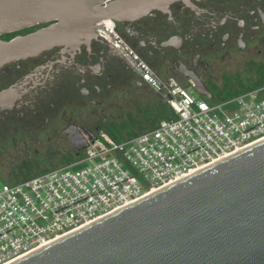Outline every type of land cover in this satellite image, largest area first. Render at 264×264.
<instances>
[{
  "label": "water",
  "instance_id": "95a60500",
  "mask_svg": "<svg viewBox=\"0 0 264 264\" xmlns=\"http://www.w3.org/2000/svg\"><path fill=\"white\" fill-rule=\"evenodd\" d=\"M178 2L193 7L192 0H0V69L55 47L90 44L99 29L112 36L99 25L105 20L131 26L155 11L170 14ZM187 75L200 95L213 98ZM66 134L77 153L97 139L76 127ZM12 264H264V142Z\"/></svg>",
  "mask_w": 264,
  "mask_h": 264
},
{
  "label": "built area",
  "instance_id": "2783aa9c",
  "mask_svg": "<svg viewBox=\"0 0 264 264\" xmlns=\"http://www.w3.org/2000/svg\"><path fill=\"white\" fill-rule=\"evenodd\" d=\"M99 25L162 84L160 88L110 34L97 30L144 85L162 94L175 116L123 141L98 133L75 161L31 179L2 184L0 178V264L19 260L264 140V86L210 105L194 87L163 79L110 20Z\"/></svg>",
  "mask_w": 264,
  "mask_h": 264
},
{
  "label": "flooded vegetation",
  "instance_id": "af4514ba",
  "mask_svg": "<svg viewBox=\"0 0 264 264\" xmlns=\"http://www.w3.org/2000/svg\"><path fill=\"white\" fill-rule=\"evenodd\" d=\"M192 4L178 2L170 14L155 11L131 26L110 21L151 67L165 69L167 77L195 88L193 77L187 75L192 74L214 99V90H225L231 82L233 66L264 55V0H192ZM49 25L1 39L10 41ZM120 54L97 32L90 44L55 47L2 67L0 141L21 146L27 138L63 134L69 143L66 132L72 127L97 135L101 113L88 108L103 106L118 92L148 88L140 85L138 73Z\"/></svg>",
  "mask_w": 264,
  "mask_h": 264
},
{
  "label": "rangeland",
  "instance_id": "374dc122",
  "mask_svg": "<svg viewBox=\"0 0 264 264\" xmlns=\"http://www.w3.org/2000/svg\"><path fill=\"white\" fill-rule=\"evenodd\" d=\"M152 68L163 79L167 78L165 69ZM229 74L232 80L227 88L214 90V100L206 99L210 105L218 104L230 98V95L237 96L258 84L264 85V55L252 63L233 66ZM164 110L170 111L162 94L150 88L135 90L131 94L118 92L103 106L88 108V112L101 113L97 133L109 134L117 141L154 129L159 122L168 119ZM26 140L21 146L0 141V177L4 179L2 184H15L31 179L72 163L77 157L76 151L63 134L59 136L45 134Z\"/></svg>",
  "mask_w": 264,
  "mask_h": 264
},
{
  "label": "bare ground",
  "instance_id": "6f19581e",
  "mask_svg": "<svg viewBox=\"0 0 264 264\" xmlns=\"http://www.w3.org/2000/svg\"><path fill=\"white\" fill-rule=\"evenodd\" d=\"M260 142H264V140H262V141H260ZM259 142V143H260ZM252 146H254V145H252ZM251 146V147H252ZM242 151H239V152H237V153H235L234 155H236V154H239V153H241ZM233 155V156H234ZM213 166V165H212ZM179 181H181V180H179ZM179 181H177V182H179ZM177 182H175V183H177ZM175 183H172L171 185H173V184H175ZM171 185H169V186H171ZM168 186V187H169ZM167 188V187H166ZM163 190V189H162ZM155 193H157V191H153L151 194H149L148 196H151L152 194H155ZM147 196V197H148ZM137 202H139V201H137ZM130 206V205H129ZM106 218V217H105ZM104 219V218H103ZM102 220V219H101ZM98 222V221H97ZM94 223H96V222H93V223H91V224H94ZM90 224V225H91ZM65 237H67V236H65ZM65 237H63V238H65ZM63 238H60V239H57L56 241H54V242H52V243H50V244H46V245H43L41 248H39V249H37V250H35V251H33V252H31V253H29V254H27V255H25L24 257H26V256H28V255H30V254H32V253H35V252H37V251H39V250H41V249H43V248H45V247H47V246H49V245H51V244H53V243H55V242H57V241H59V240H61V239H63ZM24 257H22V258H24ZM22 258H20V259H22ZM19 259V260H20ZM16 261H18V260H16ZM16 261H14V262H16ZM14 262H12V263H14ZM12 263H10V264H12Z\"/></svg>",
  "mask_w": 264,
  "mask_h": 264
},
{
  "label": "trees",
  "instance_id": "16d2710c",
  "mask_svg": "<svg viewBox=\"0 0 264 264\" xmlns=\"http://www.w3.org/2000/svg\"><path fill=\"white\" fill-rule=\"evenodd\" d=\"M262 86H264V85H261L260 86V84H258V85H256V87H254V88H249V89H246L247 91H251V90H254V89H257V88H259V87H262ZM247 91H245V92H247ZM232 96H234V95H230L229 97H232ZM169 109H170V107H169ZM164 113L166 114V117L168 118V119H171V118H173L175 115H174V113L172 112V110L170 109V111H166V110H164ZM157 126V125H156ZM134 136H136V135H134ZM133 137V136H132ZM131 138V137H130ZM82 155V153H77L76 152V158H75V160L78 158V157H80ZM74 160V161H75ZM4 180V179H3Z\"/></svg>",
  "mask_w": 264,
  "mask_h": 264
}]
</instances>
